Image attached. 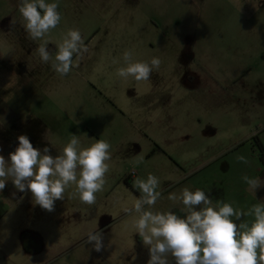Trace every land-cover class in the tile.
<instances>
[{
  "label": "rangeland",
  "instance_id": "1",
  "mask_svg": "<svg viewBox=\"0 0 264 264\" xmlns=\"http://www.w3.org/2000/svg\"><path fill=\"white\" fill-rule=\"evenodd\" d=\"M46 2L58 3L61 21L43 40L34 41L23 27L19 0H0V155L8 160L5 151L15 150L20 135H26L35 148L48 147L53 157L62 152L72 134L78 136L81 147H88L96 140L86 135L90 131L85 130L87 124L93 126V131L103 133L102 140L111 146L114 143L110 150L119 148L121 153H110L104 190L96 194V203L91 206L81 203L74 195L75 185H70L65 199L56 201L55 210L47 212L34 203L30 191L18 199L14 197L15 187L11 180L7 181L0 191V264H28L29 260L34 264H147L148 248L133 227L136 215L122 211L132 207L139 197L132 188V194L122 191L117 195L120 187L110 195L105 192L117 186L111 184L112 174L121 175L126 187L125 180L131 181L134 172L142 179L151 173L160 181L157 190L161 196L149 210L164 212L178 197L181 170L168 161L170 155L164 154L168 153L164 148L156 153L150 148L149 135L135 126L142 124L144 118L132 120L127 114L117 113V109L124 110L117 108L110 96H119L123 101L128 93L125 83L116 78L117 68L125 66L123 53L130 51L131 38L166 42L165 38L178 34L185 38L188 60L193 48L205 57L211 49V53L224 54L230 60L225 65L227 70L242 69L240 78L233 80L234 89L246 83L264 84V0ZM69 29L80 31L88 52L82 57L74 56L78 66L61 76L51 68V62L41 61L37 48L47 41L49 51L54 53ZM193 36L211 37L215 43L194 45ZM131 53L133 58L135 52ZM114 62L117 68L113 66L108 72L104 64L111 68L109 65ZM214 68L219 74L223 67L217 61ZM103 101L111 103L103 107ZM219 105L215 107L218 115L229 107ZM230 109L235 115V104ZM210 111L208 117L194 116L189 125L208 133L214 124H206L214 118ZM158 123L155 131L165 145L173 131L165 122ZM235 126L232 131H244ZM184 128L188 130V124ZM113 132L117 134L115 139ZM177 143L175 150L185 146ZM129 181L127 185H133ZM170 194H175L176 199H169ZM33 204L40 215L32 213ZM33 225H39L46 239L37 254L25 249L23 243L24 234ZM94 231L103 233L104 248L100 252L86 243L88 233ZM169 260L174 264L173 258Z\"/></svg>",
  "mask_w": 264,
  "mask_h": 264
},
{
  "label": "clouds",
  "instance_id": "2",
  "mask_svg": "<svg viewBox=\"0 0 264 264\" xmlns=\"http://www.w3.org/2000/svg\"><path fill=\"white\" fill-rule=\"evenodd\" d=\"M58 3L46 0H19L18 9L24 20V29L32 40L43 38L61 21ZM42 10V11H41ZM88 46L78 29H69L62 43L53 53L47 41L41 43L37 53L43 63L51 62V68L61 76L74 66V56L82 57ZM125 66L117 69V75L125 80L146 81L158 70L160 59L133 61L131 51L123 53ZM18 146L6 160L0 155V191L11 180L20 192L30 191L34 203L47 212L55 210L56 201L65 199L70 185H75L74 195L81 203L94 205L97 193L104 190L106 173L111 159L108 141L98 139L88 147H81L80 139L72 134L62 152L53 157L50 149L35 148L26 135L18 136ZM237 159L245 164V156ZM139 163V160L137 161ZM250 189L264 187L260 178L243 177ZM160 181L153 174L146 179L136 178L133 187L141 193L132 207H124L125 214H135V233L148 248L147 264H264V203L252 205L247 211L238 210L232 204L217 200L202 189L184 188L181 194L183 216L169 210L153 212L151 209L160 198L157 190ZM169 199L175 200V194ZM254 217L249 224L245 217ZM95 251L104 248L103 233L89 232L86 239Z\"/></svg>",
  "mask_w": 264,
  "mask_h": 264
},
{
  "label": "crops",
  "instance_id": "3",
  "mask_svg": "<svg viewBox=\"0 0 264 264\" xmlns=\"http://www.w3.org/2000/svg\"><path fill=\"white\" fill-rule=\"evenodd\" d=\"M165 39L168 41L142 37L131 38L129 49L135 52L132 60L150 61L151 58L158 57L161 61L159 69L154 70L148 80L140 82L133 78L125 80L116 75V78L127 86L128 93L125 94L127 100L122 101L119 96L109 95L115 106L124 110L121 112L117 109L119 116L127 114V118L132 120L139 119L138 117L144 118L145 121L142 124L136 123L135 126L149 135L150 148L154 153L166 150L168 153L164 154H169L171 157L168 155V161L175 163L178 171L181 170L178 197L175 202L167 206L164 212L172 210L180 216L184 215L180 211L183 208L180 197L184 188L192 191L197 188L202 189L210 194L214 203L217 200L227 202L238 210L247 211L254 204L264 203V187L254 191L243 180V177L247 175L264 181L262 160L264 84L246 83L234 89L236 85L233 86V80L240 78L242 69H236L234 72L227 70L225 65L230 60L226 55L211 53L209 49L208 56L205 57L198 51L195 52L193 48L191 59L188 60L189 53L185 52V38L173 34L171 38ZM212 39L193 36L191 43L213 44L215 42ZM217 61L223 67L219 74L214 68ZM104 65L108 72L113 70V66L116 67L115 62L109 65L111 68H107V63ZM103 103L102 106L106 107L105 105L111 102L103 101ZM218 104L221 106L224 104L226 107L229 105V107L218 115L215 112ZM234 104L237 108L235 115L230 109ZM253 104L258 107L254 108ZM205 107H208L212 117L214 116L206 124L212 122L217 125L216 128L213 124V129H210L208 133L202 132L201 129L197 131L189 125L194 116L199 118L203 114H208L207 109L203 110ZM208 116L210 115L206 117ZM159 120L165 122L166 127L173 131L172 135L166 138L165 145L158 139L160 137L155 131ZM185 124H188V130L184 128ZM232 125H236V128L241 127L244 131L234 132L231 130ZM92 128V125H85V130H90L88 132L90 134H86L88 137L91 135L90 139L103 138V133L93 131ZM114 133L116 132H113L112 139L117 136ZM176 142L183 143L185 146L175 150ZM113 146L114 143L111 147ZM5 152L11 153L9 150ZM110 153L113 156L119 155L121 150L111 149ZM241 155L247 158V164L237 159ZM136 178H140L137 177V173L131 177V181H128L133 182ZM122 180L121 175L112 174L111 184L116 183L117 186L113 185L105 194L110 195L116 192V187H120L117 195L122 191L132 194L130 190L132 188L136 197H140L141 193L138 189L133 185H127V180H125L126 187L123 186ZM23 194L24 192L16 188L12 192L17 199ZM31 209L32 213L37 212L40 215L34 204ZM253 219L254 217L251 216L245 217L243 222L250 224ZM38 226L33 225L32 229L27 230L23 236L25 249L33 251V254L38 253L41 243L46 244V239ZM140 241L142 242V239ZM28 264L34 263L29 260Z\"/></svg>",
  "mask_w": 264,
  "mask_h": 264
},
{
  "label": "built area",
  "instance_id": "4",
  "mask_svg": "<svg viewBox=\"0 0 264 264\" xmlns=\"http://www.w3.org/2000/svg\"><path fill=\"white\" fill-rule=\"evenodd\" d=\"M262 160H263V162H264V155H262ZM134 174H136V172H134Z\"/></svg>",
  "mask_w": 264,
  "mask_h": 264
}]
</instances>
